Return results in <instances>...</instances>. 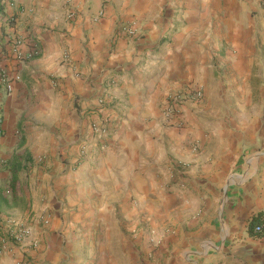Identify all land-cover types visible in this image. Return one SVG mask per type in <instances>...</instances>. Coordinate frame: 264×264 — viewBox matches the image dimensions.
<instances>
[{
	"label": "crops",
	"instance_id": "1",
	"mask_svg": "<svg viewBox=\"0 0 264 264\" xmlns=\"http://www.w3.org/2000/svg\"><path fill=\"white\" fill-rule=\"evenodd\" d=\"M4 4L0 71L16 69L2 58L14 37L25 54L34 37L41 55L12 93L0 86V237L10 221L32 227L36 264H138L152 256L129 233L150 220L163 264H187V246L191 264H264V236L249 231L264 217V127L245 119L264 107L259 0H73L76 23L64 0ZM121 25L137 34L119 35ZM190 84L205 101L185 103L182 130L166 127L167 99ZM106 93L124 101L113 109L123 116L99 163L72 170ZM19 155L28 158L11 186ZM21 256L9 242L0 264Z\"/></svg>",
	"mask_w": 264,
	"mask_h": 264
},
{
	"label": "built area",
	"instance_id": "2",
	"mask_svg": "<svg viewBox=\"0 0 264 264\" xmlns=\"http://www.w3.org/2000/svg\"><path fill=\"white\" fill-rule=\"evenodd\" d=\"M64 1L68 21L70 23H76L82 15L73 8V0ZM259 4L264 14V0H259ZM2 5L5 7L4 1ZM99 16H102V14ZM135 34H137V30L134 27L121 25L119 35L129 37ZM119 35L118 37H120ZM30 39L28 53H24L25 40L14 37L11 41L12 47L6 55L2 56L5 60H12L16 67L11 72L6 69L0 71V86H3L8 93H12L13 91V82L19 76V69L31 59L41 55V47L38 41L34 37H30ZM118 87V80H113V88L117 89ZM205 98L204 91L200 87L192 84L186 86L184 90L170 95L162 111L165 126L182 130L185 127L186 121L183 110L185 103L187 101L202 103L205 101ZM95 105L89 117V141L81 144L80 157L78 161H75L72 170H78L82 162H90L94 165L99 163L102 153L109 147V141L113 137L116 123L123 116L122 113L119 111L115 112L113 109L115 106L123 109L124 101L111 97L108 93L98 96L95 99ZM43 221L46 226H49L51 217L44 218ZM2 232L3 236L0 237V251L6 247L7 243L11 242L22 254L16 264H36L31 254L39 249L40 240L33 236L32 227L17 221H10L8 227L3 229ZM255 233L257 235L264 234V221L255 228Z\"/></svg>",
	"mask_w": 264,
	"mask_h": 264
},
{
	"label": "rangeland",
	"instance_id": "3",
	"mask_svg": "<svg viewBox=\"0 0 264 264\" xmlns=\"http://www.w3.org/2000/svg\"><path fill=\"white\" fill-rule=\"evenodd\" d=\"M246 115L247 116L245 117V119L246 121L248 120L249 127L250 126L264 127V107L248 109ZM233 122H234V126H236V124H238L239 126L243 125L242 123H240L239 120H234ZM236 130L237 128L234 129V131ZM221 196H222V199L219 204L220 205L219 206V216L222 219L224 217L225 205H226V194L224 190ZM129 234L131 237L135 235L138 239H143L142 241H144L147 244L148 255H151L152 257H154V259H156L154 262H152V259H153L152 257H150L151 259L149 258L146 259L144 256H141L138 260V264H148L149 261L154 264H163V258L161 257L163 240H161V238H158L156 229L152 226L150 220L144 223H142V220L139 221V224L137 225V229L133 233H129ZM127 240H130V239H127ZM138 249L140 250V248ZM179 250H181L182 252L183 251L185 252V259H186L185 261L187 264H191L188 260L193 258L192 257L193 254H190V252H195L193 247L187 246V247H184L183 249H181L180 247ZM163 257L165 258V255H163ZM174 259H176L175 256H174Z\"/></svg>",
	"mask_w": 264,
	"mask_h": 264
},
{
	"label": "trees",
	"instance_id": "4",
	"mask_svg": "<svg viewBox=\"0 0 264 264\" xmlns=\"http://www.w3.org/2000/svg\"><path fill=\"white\" fill-rule=\"evenodd\" d=\"M4 0H0V15H2L4 13V5H2V2ZM10 25H12L13 21H9ZM13 26V25H12ZM23 158H28V157H24V155H19V156H15L14 158V161H15V164L13 165V168L11 170L12 172V185L11 186H14L15 183L17 182L18 178H17V175L19 173V171L23 170V167L20 166V161L23 159ZM19 161V162H18ZM2 198V203L3 204H7L9 202V199H8V196H5L4 197H1ZM264 221V217H263V213H260L259 215H257L256 217H254L250 223H249V231L250 233L253 235V236H264V234H260V235H257L255 233V228L262 224Z\"/></svg>",
	"mask_w": 264,
	"mask_h": 264
}]
</instances>
